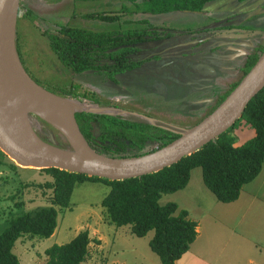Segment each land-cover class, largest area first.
<instances>
[{
  "label": "rangeland",
  "instance_id": "obj_1",
  "mask_svg": "<svg viewBox=\"0 0 264 264\" xmlns=\"http://www.w3.org/2000/svg\"><path fill=\"white\" fill-rule=\"evenodd\" d=\"M60 1L20 0L16 22L17 53L20 54L19 58L29 77L51 93L60 97L66 96L72 84L86 90L83 94L91 96L92 101L88 102L83 96L81 98L83 103L73 101L84 107L83 110L79 109L75 113L101 114L102 111L96 109H109L112 116L124 119L133 118L131 116L133 114L138 115L139 117H136H141V119H159V122H150L169 129L173 127L176 132L180 133L203 120L243 77V73H240L238 69L228 72L227 76L220 74L224 73L222 71L224 68L217 65V60L223 63L228 62L229 59H223V56L227 51H233L236 61L239 60L234 65H239L240 68L244 56L239 55L235 50L246 51L245 48L248 45L245 44L246 37L243 32L247 30V26H250L245 23L251 24L248 21L254 15L252 14L254 12L248 11L250 9L240 8L251 6L249 3L239 5L240 8L236 4L235 8L228 10H226L228 6L224 1H219L217 4L215 1L214 5L206 6L207 9L217 8L215 13L211 14L216 19L224 17L226 14L223 12L225 11L235 16L234 18L240 16L244 18L242 21H234V23H228V21L227 25H223L224 23L220 21L215 28L202 29L204 32H208V36L202 39L198 46L172 47L169 42L162 40L161 43L158 42L159 44H154L152 47L156 53H166L176 59L169 66L172 67V71L186 72L185 67H188L191 69L190 74L194 77L203 78L217 70L218 75L213 76L217 84L220 85L219 95L214 98V103L211 106L210 103H206L210 101L208 96L203 98L201 96L204 93L192 90L188 84V86L182 85V77L174 79L177 81L174 84L173 80L162 76L165 71H160L161 75L152 69L146 77L142 73L132 82L123 78L124 76L115 75L114 82L116 84L114 87L109 84L110 81L102 73L88 71L77 74L64 67L50 52L44 35V33L54 32L58 29L56 18L59 17V13L66 12L61 18L70 19L69 27L90 32L113 33L114 31L123 32L141 27L135 21L143 19L141 11L144 5L141 0H68L63 1L64 4ZM33 2L36 3L37 8L31 6ZM256 2H264V0ZM60 3L62 6H58ZM26 11H32L37 19L32 21L30 17H25ZM104 12L105 14L114 13L123 16L115 21H103L97 16ZM158 17H161L160 22L154 18L152 23L159 27L165 26L169 33L175 32L174 35L179 40L187 39L186 34L194 35L193 32L189 33L184 28L199 30L205 24H209L208 17L191 14L174 13ZM262 17L264 20V15ZM246 18L249 19L245 20ZM173 21L177 23L175 24ZM147 23L151 25L148 21ZM145 26L142 25V27ZM215 29L216 31L211 32ZM228 30L231 31L228 32ZM257 33L259 37L252 41L254 43L251 44L252 47L261 39L260 36L263 35L264 30ZM262 42L264 43V40ZM142 48L138 53L139 58L145 57V61L149 62L145 65L153 64L150 62L153 55L147 54L152 49ZM240 56H243L242 59ZM224 66L228 67L226 64ZM139 74L140 72H137L133 75ZM126 76L128 75L126 74ZM174 85L177 86L175 91L173 90ZM196 101H200L196 112V109H190L191 113L180 114L185 113L186 109L190 108L189 105ZM94 105L110 106L99 108ZM205 105L210 106L202 108ZM199 108L202 110L200 111ZM170 114L171 116H169ZM24 115L28 126L37 137L57 148L72 149L64 135L51 123L26 107H24ZM175 129L173 130L175 131ZM93 132L96 135L99 134L96 129ZM245 135L249 136V133ZM239 136L240 134H238ZM238 137L237 143L241 139ZM163 142L161 141V144ZM159 144L158 141H152L145 146L144 151H152ZM44 175L46 178L42 179ZM45 179L52 181L49 175L39 172L38 169L16 165L0 149V234L7 228L9 222L18 216L28 212L32 213L41 207L51 206L52 190L47 185L52 182L44 181ZM247 189L253 191V197L243 210L233 213L230 206L217 201L215 196L203 185L201 169L195 168L191 171L187 186L175 193L163 194L159 204L174 202L177 204L178 210H186L189 218L198 223L200 233L198 245L200 249L202 248L200 254L198 252V256L203 260H211V264H250L249 260L264 263V162L260 174L254 181L246 184L242 192L245 194ZM108 191L109 186L101 181L77 184L71 194L68 208L55 207L58 213L57 226L51 237L39 238L23 235L15 242L12 252L17 256L19 262L21 264H45L47 256L44 251L47 248L54 244H66L79 232L87 230L90 244L87 257L81 264H138L143 262V259L153 260L150 264H160L159 259L148 246L153 232L138 238L130 233L129 226L116 227L109 221L105 209L101 206V200ZM255 249H260V254H257ZM183 262L184 260L181 263Z\"/></svg>",
  "mask_w": 264,
  "mask_h": 264
},
{
  "label": "trees",
  "instance_id": "obj_2",
  "mask_svg": "<svg viewBox=\"0 0 264 264\" xmlns=\"http://www.w3.org/2000/svg\"><path fill=\"white\" fill-rule=\"evenodd\" d=\"M141 1L144 5L141 12L161 15L181 11L201 12L206 3L219 0ZM237 1L241 3L246 0ZM24 16L30 17L32 21L37 19L31 11H26ZM121 16L123 15L104 12L97 17L103 21H115ZM135 22L140 26H147L110 33L60 25L54 32L44 35L50 52L64 67L77 74L88 71L102 73L107 80L114 82L115 75L140 66L139 62L133 60L139 58L140 44L168 35L165 34L167 29L153 27L147 20ZM16 49L18 52L17 44ZM263 50L264 47L259 53L248 57L243 76L255 64ZM18 55L20 57L19 53ZM83 92L86 90L72 84L67 95L62 98L83 103V96L88 102L92 101V97ZM74 117L89 146L98 154L111 157L140 156L150 152L144 149L152 141H164L154 149L156 150L179 137L178 133L152 127L146 122H132L112 115L80 112L74 113ZM95 129L98 130V135L94 134ZM237 133L240 134L239 137ZM237 137L241 138V143H237ZM245 138L248 139L244 140ZM263 162L264 88L249 102L242 117L216 140L156 173L139 178L107 180L57 168L38 170L52 178V183L47 185L52 190L51 206L24 213L9 222L0 234V264H21L12 252L15 242L23 235L51 237L57 226L58 213L55 207L68 208L77 184L99 181L109 186L108 193L101 200L109 221L116 227L129 226L130 233L138 238L153 232L148 242L151 252L158 257L160 264H175L195 241L197 224L188 218L186 210H178L176 203L160 205L161 196L184 189L190 180L191 171L200 168L203 185L217 201L229 204L239 198L244 185L256 179ZM89 244L88 231H81L70 242L47 248L44 251L47 256L45 264H81L87 257Z\"/></svg>",
  "mask_w": 264,
  "mask_h": 264
},
{
  "label": "water",
  "instance_id": "obj_3",
  "mask_svg": "<svg viewBox=\"0 0 264 264\" xmlns=\"http://www.w3.org/2000/svg\"><path fill=\"white\" fill-rule=\"evenodd\" d=\"M19 4L20 0H0V149L20 167L38 170L57 168L107 180L139 178L156 173L216 140L242 117L249 102L264 88L263 50L255 64L223 101L195 126L178 133L179 137L167 145L140 156L111 157L98 154L82 136L75 121L74 111L70 115L74 125L76 147L62 133V129L54 124L56 118L54 113L51 115L50 112L58 109V106L46 107L50 110L47 109L44 112L45 115H41L24 103L20 105L17 102L21 113L14 121L10 118L4 103V89L12 75H17L47 98L71 101L44 89L24 70L16 49ZM247 19L249 18L245 20ZM46 104L54 103L47 100L44 106ZM24 107L55 126L68 140L72 149L57 148L37 137L26 122ZM101 114L111 115L109 112Z\"/></svg>",
  "mask_w": 264,
  "mask_h": 264
},
{
  "label": "flooded vegetation",
  "instance_id": "obj_4",
  "mask_svg": "<svg viewBox=\"0 0 264 264\" xmlns=\"http://www.w3.org/2000/svg\"><path fill=\"white\" fill-rule=\"evenodd\" d=\"M254 1L255 0H249L248 3H252ZM263 10H264V3H258L256 8L254 7V8H251L250 10H248V11L254 12V13H252L254 15H252V17L248 21V22H251V24L245 23L246 25H250V26H247V30H245V32H243L244 36L246 37V39H245L246 43L245 44H246V46L248 45V47L245 48L246 51L238 50V49L235 50V52H237L239 55H243L244 56V57L240 56L241 59H242V57L244 58L243 62L241 63L240 68H239V65L238 66L234 65L239 60L236 61V55H234L233 51H227L225 53V55L223 56V59H229L228 62L223 63L222 61L217 60V65L219 67H223L224 68L222 70L224 72L223 75L227 76L228 72L232 71V68H231L232 65L237 67V69L240 71V73H243V70H244V67L246 65L248 57L251 56L254 53H259L261 48H263L264 43L262 42V40H264V33H263V35L260 36L261 39L258 40L257 44L254 47L251 46V44L252 45L254 44V43H252V41L253 40H257L258 37H259L258 36L259 34L257 32L261 31L262 29L264 30V20H263V17H262L264 15V12H262ZM174 13L191 14V15H197V16H201V17H208L209 18V22H208L209 24H205V26L201 27L199 30H196V29L190 30L188 28H184L185 30L189 31V33L190 32L194 33V35H190L189 34V36L186 34L187 39H185V40H179V39H177V36L174 35L175 32L168 33L169 31H167V32H165V34L167 33L168 35H163L162 38H157L155 40L146 42L145 44H140V47H143L144 49H146V48L147 49H152L154 44H159L158 42L161 43L162 40H165V41L169 42V44H171L172 47H181V46H189V45L198 46L199 42L202 41V39H204V38H206L208 36V32H204L202 29H207L208 27L215 28V26L220 21H222L224 23L223 25H227L228 23H234V21H236V22L237 21H242L243 18H244V17L242 18V16H240L238 18H234L235 16H232V14H228L227 11L223 12L224 14H226L224 17L218 18V19H216L215 16L211 15V13L210 14L209 13H204L202 11L201 12L181 11V12H173L171 14H174ZM177 16H182V15H177ZM212 18H214V19H212ZM173 22L175 24L177 23L176 21H173ZM218 27H222V26H218ZM158 28H165L166 29V27H158ZM231 28H232V26H231ZM214 31H216V29L211 31V32H214ZM255 35H257V36H255ZM179 36H183V35H179ZM147 43H150V44L146 45ZM146 50H144V51H146ZM165 51H167V50H165ZM154 52L155 51H153V49L149 50V52H147V54H152L153 55L151 57V60H150V62H153V64L145 65V64L149 63V62L145 61L146 60L145 57L134 58L133 60L135 62H139L140 66H138V67H136V68H134V69H132L130 71L117 74V76H124L123 78L129 79V81L132 82L135 78L140 76L142 73L145 74V77H146L152 71V69L154 70L155 73H159V74H161L160 71H165V73L163 75L162 74L161 75L166 77V78H169V79L173 80L174 84H176V82H177L174 79H176L178 77H182L183 78V80L181 82L182 85L186 86L188 84V85H190L192 87V89H199L200 93H204V94L210 92V88L214 87L217 84V82H216V80H215V78L213 76V75H218L217 70L213 74H208V75L204 76L203 78H196V77H194L192 75H188L184 71H181V72L172 71V67H169V66H171L176 61V59L173 56H171L169 54H166V53L165 54H161V53H156V52L154 53ZM134 56H136V54ZM230 60H233V61H230ZM219 64H222V65H219ZM225 64L228 67L225 68V66H224ZM138 69H141V70H138ZM185 70L186 71H188V70L191 71V69L188 68V67H185ZM128 72H130V74H128ZM137 72H140V74L137 75V76H134L133 74H136ZM126 74L128 76H126ZM194 78H196L197 80H195ZM109 84L111 86H114L116 83L110 81ZM173 90L174 91L177 90V86L176 85L173 86ZM201 97L204 98L205 96L203 95ZM203 98H201V99H203ZM200 101H203V100H200ZM200 101L194 102L192 105H189V107L191 109H196V107H199ZM108 106H110V105H107L106 107H108ZM202 108H209V107L205 105ZM202 108H199V110L201 111ZM196 111H197V109L195 110V112ZM186 113H191V112L190 111H188V112L186 111L185 113H180V114L185 115ZM171 114L169 116H171ZM131 116L133 118H127V119H124L122 117H119V118L123 119V120L132 121V122H134V121L146 122L147 124L151 125L152 127L166 129V130H168V131H170L172 133H178V132H176V129L173 128V127L171 129H169V128H165V127L161 126L160 124H156V123L150 122V121L159 122L160 121L159 119H156V118H150V119H143L142 118L141 119V117L138 118L139 116L138 115H134V114L131 115ZM136 116H138V117H136ZM173 129H175V131ZM161 141H158V142L161 144Z\"/></svg>",
  "mask_w": 264,
  "mask_h": 264
},
{
  "label": "bare ground",
  "instance_id": "obj_5",
  "mask_svg": "<svg viewBox=\"0 0 264 264\" xmlns=\"http://www.w3.org/2000/svg\"><path fill=\"white\" fill-rule=\"evenodd\" d=\"M3 100L7 106L10 118L14 121L17 120L19 114L21 113L17 102H19L20 105L21 103H24L31 109H37L33 110L41 115H43L49 107H54V105L58 106V109H55L54 111L51 110L52 112H50L51 115L52 113H54V116L56 118L54 124H57L62 129V133L70 140L71 143H73L77 147L75 142L76 140L74 137V125L72 123L70 114L74 111H78L79 109H84V107H82L79 103L73 101H60L54 98H47L40 91L27 84L17 75H12L9 83L6 85L3 93ZM47 100L53 102L54 104H46L44 106ZM96 110L102 112H109V109Z\"/></svg>",
  "mask_w": 264,
  "mask_h": 264
},
{
  "label": "crops",
  "instance_id": "obj_6",
  "mask_svg": "<svg viewBox=\"0 0 264 264\" xmlns=\"http://www.w3.org/2000/svg\"><path fill=\"white\" fill-rule=\"evenodd\" d=\"M63 1H68V0H61L60 2L62 3ZM220 2L221 1H224V3L225 4H227V6H228V8L226 9V10H228V9H232V8H235V6H237L238 5V7H239V5H242V4H247L248 3V1L249 0H246V1H244V2H241V3H239L237 0H219ZM219 1H216V4H217V2H219ZM257 0H255L254 2H252V3H249V4H251V6H245L244 8H240V9H246V8H248V9H251V8H256V6L258 5V2H256ZM61 3L60 4H58V6L60 5V6H62L61 5ZM259 3H264V2H259ZM62 4H64V3H62ZM209 4H212V5H214L213 4V2H208V3H206L205 4V6L203 7V9H202V12H204V13H215V11L217 10V8H214V7H212V8H210V9H207L206 8V6H208ZM237 4V5H236ZM31 6H34V7H36L37 8V5H36V3H31ZM247 9V10H248ZM246 11V10H245ZM32 12V11H31ZM59 12H61V11H59ZM64 13H66V12H63L62 14L61 13H59V17L58 18H56V20L58 21V26H60V25H66V26H68V24H69V20L70 19H62L61 18V16L64 14ZM168 14H170V15H172L171 13H168ZM163 15H167V14H161V15H152V14H144V13H142V17H143V19L144 20H147L153 27H159V25L158 26H156L157 24H153L152 22H153V19L154 18H156L155 20H157L158 22H160V20H161V17H158V16H163ZM71 17V16H70ZM152 20V21H151ZM162 23V22H161ZM142 26V25H141ZM163 27H165V26H163ZM219 65H222V64H219ZM223 68V67H222ZM231 68H232V70H235V69H237V67H235L234 65H232L231 66ZM190 70H188V71H186V73L188 74V75H192V74H190ZM222 75H223V73H221ZM193 76V75H192ZM195 80H197L196 78H194ZM219 84H216L214 87H211L210 88V92H208V93H206V94H204V96H205V98H206V96H208L209 97V99H210V101L209 102H206L207 104L208 103H210V105L212 106V104L214 103V98L216 97V96H218L219 95V93H218V90H219ZM192 90H195V91H198V93H200V90L199 89H192ZM212 103V104H211ZM210 105H208V106H210ZM198 107H196V109H197ZM191 109V108H190ZM190 109L188 110V109H186V111L188 112V111H190ZM40 172V171H39ZM44 178H46V176L44 175V176H42V179H44ZM44 181H48V182H52V181H49L48 179H45ZM48 184H50V183H48ZM245 186V185H244ZM243 186V187H244ZM243 187H242V189H241V191H240V195H239V198L236 200V201H234V202H232V203H229V204H224V205H226V206H230L231 208H232V211L231 212H233V213H237V212H239V211H241V210H243V208H245V206L249 203V201H250V199L253 197V194H252V190L251 189H247V191L245 192V194H244V192H242L243 191ZM51 190V189H50ZM243 194H244V197H243ZM51 203V202H50ZM188 218H189V216H188ZM190 219V218H189ZM192 221H194V220H192ZM230 221H233V219H230ZM195 222V221H194ZM196 224H197V228H196V231H197V236H196V239H195V241L190 245V248H189V250H188V252L186 253V254H184L179 260H177L176 262H175V264H178L179 262H180V264H211V260H207V261H205V260H203L200 256H198V252H199V254H200V252H201V249L199 248V245H198V240H199V226H198V223L196 222ZM122 229V228H121ZM120 230V229H119ZM129 230H130V227H129ZM121 233H123L122 231H120ZM54 234V233H53ZM52 234V235H53ZM152 238V237H151ZM90 239V238H89ZM149 242V241H148ZM200 250V251H199ZM256 250V252H258L257 254H260V252H261V250L260 249H255ZM154 254V253H153ZM257 254H255V255H257ZM158 258V257H157ZM184 260V262L183 263H181L182 261ZM151 262H153V260H151V259H148V260H146V259H143V262H141V263H138V264H150ZM249 263L250 264H264V263H262V262H253V261H251V260H249Z\"/></svg>",
  "mask_w": 264,
  "mask_h": 264
}]
</instances>
